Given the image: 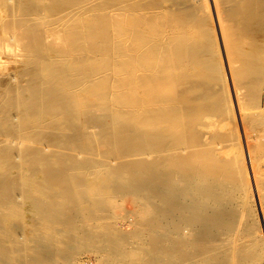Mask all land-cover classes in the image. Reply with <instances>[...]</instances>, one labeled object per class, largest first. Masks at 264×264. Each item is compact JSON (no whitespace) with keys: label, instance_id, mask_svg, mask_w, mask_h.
Masks as SVG:
<instances>
[{"label":"bare ground","instance_id":"6f19581e","mask_svg":"<svg viewBox=\"0 0 264 264\" xmlns=\"http://www.w3.org/2000/svg\"><path fill=\"white\" fill-rule=\"evenodd\" d=\"M96 1L0 0V264H264V0Z\"/></svg>","mask_w":264,"mask_h":264},{"label":"rangeland","instance_id":"374dc122","mask_svg":"<svg viewBox=\"0 0 264 264\" xmlns=\"http://www.w3.org/2000/svg\"><path fill=\"white\" fill-rule=\"evenodd\" d=\"M96 2L102 3L103 1L97 0ZM164 6L167 8L173 7V2L167 1L164 3ZM166 11H168V10H166ZM223 12H225V11H223ZM15 62L16 61L13 62L12 59L11 60L5 59L4 63L2 64V68H1L2 70L0 71L1 75H3V74L5 75L6 73L9 74V71L12 69V66L13 67L18 66L17 65L18 62H16V63ZM9 63L13 64V65L9 66ZM4 65H5L6 69H8L7 71L4 67ZM216 85H217L216 89L217 88L219 89V87H222V84H220L219 82H217ZM220 89L218 91L222 92L223 87ZM260 89H261V91H260L261 93H260L259 101H258L259 106L256 104V107H258V110L262 109L261 111H263L264 110V87L262 86ZM237 92L239 94H242V89L240 91L237 88ZM234 111H235V108H234ZM103 112H105V111H103ZM103 112L99 111L98 114L103 113ZM253 112L257 113L256 111H253ZM226 115H217L218 116L217 118H216V115H214L215 117L211 118L213 121L210 118L205 116L200 121L199 128H200L201 132L203 130H205L203 132V135L205 134L204 139L206 141L211 142L212 138H214L215 140L218 139V140L222 141L221 144H223L225 142L224 144L229 145V147L232 148V152H231L230 156L233 158V157H235V153H236L237 148H239V144H237V140H236V132L241 133V126L239 124V121L234 122V119L232 118L234 115V112L233 113L230 112V114H228L227 116ZM205 122L208 124H206ZM109 123H110V120H108V124ZM211 124H212V126L210 127ZM207 125H209V129H207L208 128ZM234 127H235V129H234ZM234 141H236V142H234ZM67 186L68 185L65 184L62 187L67 188ZM144 203H146L145 200L136 201L135 197L133 195H130L129 193L128 194L126 193V196H125V193L114 194L108 198H105L100 203V206L98 209V217L100 218V221L102 223L104 222L103 223L104 226H109L111 224H114L116 231H118V232L122 231V232L131 234L132 229H133V224H134L133 220L135 219L136 211H138L139 206L144 204ZM133 213H134V215H133ZM124 216L126 219L124 218ZM132 217H134V219ZM105 222L109 225H107ZM80 245H81V248L78 245L77 247H75L73 250L70 251V254H71V262L70 263L71 264H115V261L111 257H109L110 255H108V254L105 255V252H103V251L100 252L101 250H100L99 245H96V246L94 245L95 246L94 248L91 247V246H93L91 244H90L91 246L89 244H80ZM88 245H89V247H88ZM77 249H79V250H77ZM72 251H74V252H72Z\"/></svg>","mask_w":264,"mask_h":264}]
</instances>
